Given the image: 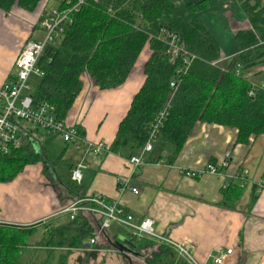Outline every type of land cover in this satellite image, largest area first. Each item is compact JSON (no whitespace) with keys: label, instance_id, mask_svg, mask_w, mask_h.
<instances>
[{"label":"crops","instance_id":"0c3cea01","mask_svg":"<svg viewBox=\"0 0 264 264\" xmlns=\"http://www.w3.org/2000/svg\"><path fill=\"white\" fill-rule=\"evenodd\" d=\"M170 1L183 20L197 19L204 25L217 41L223 57L239 53L235 36L239 31L248 30L249 25L238 0ZM198 4H202V10L188 11V5ZM56 6L52 0H39L32 11L17 5L9 11L0 9V86L10 81L14 73L13 64L25 42L29 38H41V18ZM35 34L40 36L37 38ZM150 54L148 45H145L125 82L114 89L99 90L88 75L81 76V91L64 120L67 125L79 128L86 143L111 145L133 97L144 84V65ZM263 80L264 72L251 78L253 84ZM35 130L31 129L29 134L21 137V146L29 144L30 149L39 155L47 152L57 156L64 148L66 151L56 166L48 164L44 168L42 163L27 165L11 182L0 183V225L46 230L56 226L63 218L61 210L72 202L68 196L60 195V189L69 184L71 169L83 163L86 168L82 172L81 183L76 186L83 197L100 194L109 200H117L136 223L152 219L157 234L193 245L198 263L213 264L217 250L230 249L233 253L224 259L223 264H264V190L255 192L254 196L252 190L257 182H264V134L250 138L248 145H235V129L197 123L173 165L166 162L171 150L156 144L152 153L145 154L147 164L133 173L126 164L128 156L132 155L129 151L124 155L108 153L96 156L84 145L77 150L65 144L60 152L53 147L49 149L45 144L38 149L31 141ZM132 153L136 155L140 151ZM225 160L228 168L220 176L204 175L192 180L180 174V169L200 170L210 161L220 165ZM244 170L248 172V183L235 210L223 208L220 206L223 186L229 178ZM119 178H126L138 194L130 191L119 193ZM252 197H255L254 202ZM81 217L87 220L93 231L98 223L95 216L82 213ZM121 232L112 225L106 235L89 248L92 251L87 248L74 250L71 258L82 252H104L129 264L110 244L118 236L127 237L124 231ZM142 241L146 246L138 250L141 258L130 257L132 264H142L144 259L154 260L153 264L180 263L171 250L160 248L148 239Z\"/></svg>","mask_w":264,"mask_h":264},{"label":"trees","instance_id":"16d2710c","mask_svg":"<svg viewBox=\"0 0 264 264\" xmlns=\"http://www.w3.org/2000/svg\"><path fill=\"white\" fill-rule=\"evenodd\" d=\"M38 1L0 0V9L9 11L17 5L32 11ZM238 2L249 29L235 36L239 53L222 60L217 41L204 25L197 19L183 20L170 0H98L97 3L89 0L72 16V24L62 37L55 44L45 46L38 57L36 67L42 75L37 78L33 99L53 105L56 118L64 120L81 91L82 75H88L99 90L117 88L125 82L148 45L151 54L144 65V84L119 123L108 153L124 155L129 151L133 155L132 152L140 151L148 138L149 125L168 101V116L156 143L171 150L166 159L168 165L174 164L197 123L235 129L234 144L248 145L250 138L264 134V90H256L254 97L247 94L252 88L251 78L264 72V0ZM187 9L194 13L203 8L198 4L188 5ZM160 28L177 34L198 57L181 77L171 100L169 82L175 78V69L168 63L163 44L148 38L149 34L155 36ZM219 60L222 61L211 66ZM65 151L66 148L57 156L47 152L39 155L29 144L20 146L15 152L0 156V183L11 182L27 165L56 166ZM241 184V179L229 181L221 190L220 206L235 210L245 188ZM252 190L254 196L256 185ZM62 194L71 200L76 199L74 196L83 197L70 183L62 186ZM32 229L0 225V264H30L22 258L24 247L29 246L26 241L33 235ZM91 233L83 217L70 220L63 216L34 246L39 251H48L43 252L46 260L42 264H53L56 259V264H66L72 251L85 248L84 242ZM132 241L137 244V250L146 246L144 241L139 244ZM146 262L153 264L154 260L146 259Z\"/></svg>","mask_w":264,"mask_h":264},{"label":"built area","instance_id":"2783aa9c","mask_svg":"<svg viewBox=\"0 0 264 264\" xmlns=\"http://www.w3.org/2000/svg\"><path fill=\"white\" fill-rule=\"evenodd\" d=\"M57 6L45 12L40 21L42 37L29 38L14 64V73L10 81L0 86V156H7L18 150L21 146V137L29 134L31 129H37L47 136L58 135L63 143L71 145L75 149L86 146L88 151L96 156H104L108 153V147L104 143L90 145L83 140V136L77 126L67 125L65 120L56 118L55 107L45 101H34L30 79L40 78L41 72L36 67L38 57L47 45L55 44L60 39L65 29L72 24V16L77 13L89 0H52ZM97 3L98 0H91ZM116 1V0H114ZM149 39H155L163 44L168 63L175 69V78L169 82L170 99L178 89L180 79L198 59L191 53L185 42L175 33L160 28L155 36L149 34ZM226 59L225 57L222 60ZM211 63L216 66L220 61ZM264 70V69H263ZM256 90H264V80L258 84H252L248 91L249 97H254ZM170 101L155 116L149 125L148 138L139 154L127 158V167L137 173L141 167L147 164L145 154L152 153L157 143V137L162 130L168 116ZM31 128V129H29ZM83 163L77 164L70 171L69 183L78 186L82 180V172L85 169ZM228 168L225 160L220 165L208 162L200 170L180 169L184 178L197 180L204 175L220 176ZM241 179V187L248 183V172L242 171L229 178L223 186L225 189L230 180ZM256 192L264 190V182L256 184ZM117 191L122 193L130 191L134 195L138 191L133 188L126 178L117 180ZM82 213H89L97 219V226L92 231L88 244L93 247L105 235L112 225H116L127 234V238L141 242L144 239L152 241L160 248H166L174 252L181 264H200L194 257V246L191 244L178 243L168 236L159 235L155 232L152 219H144L134 222L133 217L127 213L117 200H109L100 194H91L72 200L70 205L64 207L60 215L68 216L73 220ZM10 226V225H9ZM158 247V248H159ZM233 253L232 250L219 249L213 259V264H223L224 259Z\"/></svg>","mask_w":264,"mask_h":264},{"label":"rangeland","instance_id":"374dc122","mask_svg":"<svg viewBox=\"0 0 264 264\" xmlns=\"http://www.w3.org/2000/svg\"><path fill=\"white\" fill-rule=\"evenodd\" d=\"M35 36L38 38L40 35L35 34ZM38 82L39 80L36 77H32L30 79L32 90H35V88L38 85ZM31 141H32V145H36L38 149H40L41 144L42 145L45 144L49 149H52L51 147L55 148L56 152H60L62 148H64V145H65V143L62 142L60 136L58 135L47 136L45 133L41 132L40 130L33 131V133L31 134ZM35 154H39V152H35ZM31 228H34L32 229L33 235L30 238H28V240L26 241V243L29 246L24 247L25 255L23 256L22 259L24 260V262L29 261L30 264H41L45 260V257L42 254L43 251L36 250L39 248L35 247L34 245L41 238H43V234H45L47 230L46 228H41V227L40 228L24 227L23 229L31 230ZM62 253H65V252H62ZM74 253L75 252L72 251L71 255L67 257L66 264H125L123 260H119L117 259L115 255L111 256L109 253L82 252L80 253V255H75L76 257L71 258L72 254ZM57 255H56V258H57ZM56 262H57V259L56 261L53 262V264H56ZM142 264H148V263L144 259Z\"/></svg>","mask_w":264,"mask_h":264},{"label":"water","instance_id":"95a60500","mask_svg":"<svg viewBox=\"0 0 264 264\" xmlns=\"http://www.w3.org/2000/svg\"><path fill=\"white\" fill-rule=\"evenodd\" d=\"M110 244L117 252L128 260L129 264H132L130 257L141 258V253L137 250V245L127 237L118 236L117 240ZM85 248L89 249L90 245L86 243Z\"/></svg>","mask_w":264,"mask_h":264}]
</instances>
